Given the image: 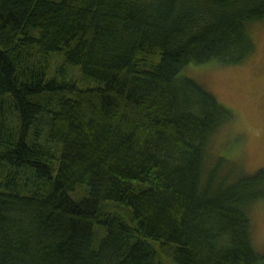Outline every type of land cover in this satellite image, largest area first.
I'll return each mask as SVG.
<instances>
[{"label":"trees","instance_id":"1","mask_svg":"<svg viewBox=\"0 0 264 264\" xmlns=\"http://www.w3.org/2000/svg\"><path fill=\"white\" fill-rule=\"evenodd\" d=\"M263 20L264 0H0V264H264V168L223 176L232 112L182 74L242 62Z\"/></svg>","mask_w":264,"mask_h":264},{"label":"rangeland","instance_id":"2","mask_svg":"<svg viewBox=\"0 0 264 264\" xmlns=\"http://www.w3.org/2000/svg\"><path fill=\"white\" fill-rule=\"evenodd\" d=\"M249 31L255 50L242 62L212 61L189 64L182 69L183 75L203 84L232 112L230 120L218 129L210 143L214 158L228 160L223 176L226 169H232L235 175L229 180L264 168V20L251 23ZM61 64L60 57L52 62L53 74L58 73ZM66 71L68 77L79 79L83 86L93 84L82 78L75 67H66ZM249 212L254 244L264 253V199L254 203Z\"/></svg>","mask_w":264,"mask_h":264}]
</instances>
